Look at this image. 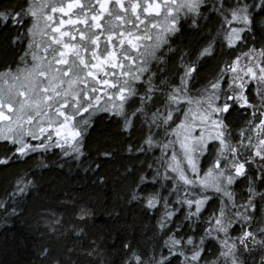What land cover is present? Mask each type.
<instances>
[{
    "label": "snow or ice",
    "instance_id": "1",
    "mask_svg": "<svg viewBox=\"0 0 264 264\" xmlns=\"http://www.w3.org/2000/svg\"><path fill=\"white\" fill-rule=\"evenodd\" d=\"M182 30L199 47L180 46ZM0 36L24 65L0 72L12 81L0 87V166L59 149L101 169L114 153L93 159L85 141L105 113L140 162L125 168L130 200L158 213L163 236L151 254L126 245L127 264H264V0H0ZM35 190L18 176L0 220L20 217Z\"/></svg>",
    "mask_w": 264,
    "mask_h": 264
},
{
    "label": "trees",
    "instance_id": "2",
    "mask_svg": "<svg viewBox=\"0 0 264 264\" xmlns=\"http://www.w3.org/2000/svg\"><path fill=\"white\" fill-rule=\"evenodd\" d=\"M182 31L180 46L199 47L201 36ZM256 40L257 47L264 44L259 37ZM228 51L225 49L223 55L203 65L202 84L212 78L222 60L230 58ZM19 56L20 50L0 36V72L24 67ZM96 120L98 123L85 141L86 154L96 159L97 150L114 153L101 169H90L83 158L64 157L59 149L51 150L42 160L27 158L11 167L0 166V196L24 173L36 186L20 217L0 220V264H51L53 259L71 264H127L130 253L126 245L149 254L161 249L163 236L156 227L158 213L132 202L128 195L135 177L125 168L138 170L140 162L127 152L126 138L120 135L114 119L108 120L105 113H100ZM2 154L4 145L0 144ZM39 164L47 167H38ZM236 192L240 199L245 189L238 188ZM81 209L91 214L81 218ZM57 219L59 224L54 223ZM238 234L233 230L234 236ZM42 248L49 250V257L39 255ZM256 259L259 264L258 256Z\"/></svg>",
    "mask_w": 264,
    "mask_h": 264
},
{
    "label": "rangeland",
    "instance_id": "3",
    "mask_svg": "<svg viewBox=\"0 0 264 264\" xmlns=\"http://www.w3.org/2000/svg\"><path fill=\"white\" fill-rule=\"evenodd\" d=\"M65 2H66V0H65ZM126 2H127V0H126ZM57 15H59V14H57ZM102 23H103V21H102ZM65 27H71V26H65ZM101 39L103 40L104 37L102 36ZM21 69H23V67ZM10 83H12V81L10 79H9L8 83H4L3 81H0V87H3L5 90H7ZM98 114H100V113H98Z\"/></svg>",
    "mask_w": 264,
    "mask_h": 264
}]
</instances>
